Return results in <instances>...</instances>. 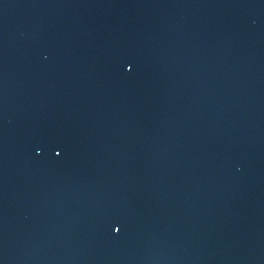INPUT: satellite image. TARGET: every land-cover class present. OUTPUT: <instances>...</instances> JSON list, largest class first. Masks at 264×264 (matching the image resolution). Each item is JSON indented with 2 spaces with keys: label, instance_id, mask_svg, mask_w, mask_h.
I'll return each mask as SVG.
<instances>
[{
  "label": "water",
  "instance_id": "water-1",
  "mask_svg": "<svg viewBox=\"0 0 264 264\" xmlns=\"http://www.w3.org/2000/svg\"><path fill=\"white\" fill-rule=\"evenodd\" d=\"M0 264H264V0H0Z\"/></svg>",
  "mask_w": 264,
  "mask_h": 264
}]
</instances>
